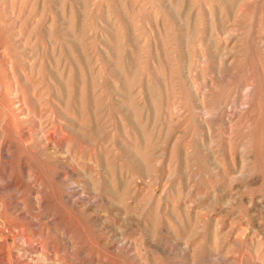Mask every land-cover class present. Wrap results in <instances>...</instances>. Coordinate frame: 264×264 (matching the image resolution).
Wrapping results in <instances>:
<instances>
[{
	"label": "rangeland",
	"instance_id": "obj_1",
	"mask_svg": "<svg viewBox=\"0 0 264 264\" xmlns=\"http://www.w3.org/2000/svg\"><path fill=\"white\" fill-rule=\"evenodd\" d=\"M0 206L2 264H264V0H0Z\"/></svg>",
	"mask_w": 264,
	"mask_h": 264
},
{
	"label": "bare ground",
	"instance_id": "obj_2",
	"mask_svg": "<svg viewBox=\"0 0 264 264\" xmlns=\"http://www.w3.org/2000/svg\"><path fill=\"white\" fill-rule=\"evenodd\" d=\"M4 156H5V155H4ZM4 156H3V157H4ZM3 200H4V199H3ZM0 208H1V206H0ZM2 211H3V210H2ZM16 216H17V215H16ZM8 224H9V223H8ZM7 227H8V226H7ZM2 228H3V226H2ZM4 228L6 229V227H4ZM14 228H16V227H14ZM18 228H19V227H18ZM5 229H4V230H5ZM4 230H2V231H4ZM14 230H15V229H14ZM10 231H11V230H10ZM12 231H13V230H12ZM12 231H11V232H12ZM17 231H18V230H16L15 232H17ZM19 231H20V228H19ZM20 232L22 233V232H23V229H22V231H20ZM24 232H25V230H24ZM4 233H5V232H4ZM17 233H18V232H17ZM21 233H20V234H21ZM3 236H5V234H4ZM3 236H2V237H3ZM16 237H17V236H16ZM14 238H15V237H14ZM17 238H18V237H17ZM22 239H23V238H22ZM28 239H29V237H28ZM3 240H4V239H3ZM12 240H13V239H12ZM29 240H30V239H29ZM19 241H22V240L20 239ZM24 242H25V241H23V243H24ZM20 243H21V242H20ZM3 244H4V243H3ZM5 245H6V244H4V246H5ZM16 245H17V244H16ZM16 245H15V246H16ZM24 245H26V244H24ZM18 246H19V245H18ZM22 246H23V245H22ZM22 246H21V247H22ZM21 247H19V249H20ZM36 249H37V248H36ZM17 250H18V249H17ZM17 250H16L15 252H17ZM22 250L24 251V249H22ZM27 250H28V249H27ZM19 252H20V251H19ZM19 252H18V253H19ZM21 252H22V251H21ZM26 252H27V251H26ZM25 254H26V253H25ZM14 255H15V254H14ZM0 256H1V255H0ZM21 256H23V257L25 258L24 252H23V255H21ZM27 256H28V255H27ZM31 256H33V255H31ZM12 257H13V256H12ZM23 257H21V258H20V257H17V256H16V257H13V258H15V259H14V262H11V260H10V261H9L8 263H6V264H20V263H21V264H32V263H30V262L23 261ZM28 257H29V256H28ZM5 258H6V257H5ZM32 258H33V257H32ZM30 259H31V257H30ZM26 260H27V259H26ZM32 260H33V259H32ZM34 260H35V259H34ZM3 261H4V260H3ZM3 261H2V263H4ZM28 261H29V259H28ZM30 261H31V260H30ZM0 262H1V260H0ZM15 262H16V263H15ZM45 262H46V261H45ZM2 263H0V264H2Z\"/></svg>",
	"mask_w": 264,
	"mask_h": 264
}]
</instances>
